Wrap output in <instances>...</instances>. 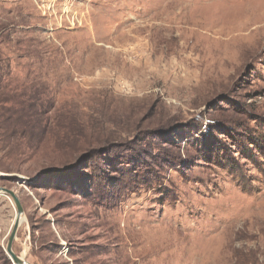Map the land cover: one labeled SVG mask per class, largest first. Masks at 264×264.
I'll return each instance as SVG.
<instances>
[{
    "label": "rangeland",
    "instance_id": "1",
    "mask_svg": "<svg viewBox=\"0 0 264 264\" xmlns=\"http://www.w3.org/2000/svg\"><path fill=\"white\" fill-rule=\"evenodd\" d=\"M0 52L39 124L0 132L16 255L264 264V0H0ZM15 217L0 195V264Z\"/></svg>",
    "mask_w": 264,
    "mask_h": 264
},
{
    "label": "trees",
    "instance_id": "2",
    "mask_svg": "<svg viewBox=\"0 0 264 264\" xmlns=\"http://www.w3.org/2000/svg\"><path fill=\"white\" fill-rule=\"evenodd\" d=\"M1 52H0V72L3 71L4 69L6 71H10L9 66H4L1 60ZM7 88L5 87L3 80L0 79V93L3 91H5ZM11 112L9 111V109L4 108L3 106L0 105V132H2V139L4 142H6L8 144L10 135L14 134L15 137L17 136H22L24 135V133H26V136H24V140L18 139L17 138V142L15 144H21V143H28L30 144V131H33L35 128H37L39 126L38 123L35 124H30V123H12L10 122V118L7 117V115H9ZM10 134V135H7ZM6 137L8 138V140L6 139ZM32 143V142H31ZM58 170H54V171H50L48 173H52V172H56ZM47 174V173H45ZM45 174L40 175L39 177L44 176Z\"/></svg>",
    "mask_w": 264,
    "mask_h": 264
},
{
    "label": "water",
    "instance_id": "3",
    "mask_svg": "<svg viewBox=\"0 0 264 264\" xmlns=\"http://www.w3.org/2000/svg\"><path fill=\"white\" fill-rule=\"evenodd\" d=\"M44 173H46V171L39 174V175H42ZM0 195H6V196L12 198V200L16 206V217H15V221H14V224H13V227L11 230V234H10L9 239H8L6 252L10 255L13 264H29L22 257L16 255L14 250H13L14 241L16 239L20 225L22 224V221H23V218H22L24 215L23 205H22L19 197L17 196V194L10 189L1 187L0 188Z\"/></svg>",
    "mask_w": 264,
    "mask_h": 264
},
{
    "label": "bare ground",
    "instance_id": "4",
    "mask_svg": "<svg viewBox=\"0 0 264 264\" xmlns=\"http://www.w3.org/2000/svg\"><path fill=\"white\" fill-rule=\"evenodd\" d=\"M6 254H7V257L9 258V260H11V261H12V259H11L10 255H9L8 253H6Z\"/></svg>",
    "mask_w": 264,
    "mask_h": 264
}]
</instances>
